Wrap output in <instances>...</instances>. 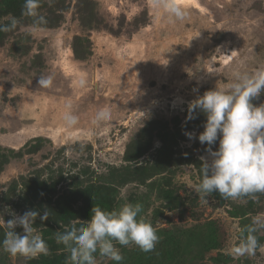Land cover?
<instances>
[{
	"label": "rangeland",
	"instance_id": "374dc122",
	"mask_svg": "<svg viewBox=\"0 0 264 264\" xmlns=\"http://www.w3.org/2000/svg\"><path fill=\"white\" fill-rule=\"evenodd\" d=\"M182 3L188 18L175 24L150 0H42L40 26L0 10V21H19L0 36V219L45 207L52 214L33 225L47 255L13 257L0 247V264H66L57 232L85 226L95 205L137 202L159 236L155 249L117 243L124 259L97 252V264H264V248L228 254L251 217L264 215V194L201 200L207 117L197 109L187 119L197 96L264 64V0ZM41 74L53 76L52 87H38ZM81 75L87 87L74 88ZM69 102L80 118L71 128L62 119ZM252 103L264 104V92ZM103 106L112 118L95 127ZM255 235L264 245V229Z\"/></svg>",
	"mask_w": 264,
	"mask_h": 264
},
{
	"label": "clouds",
	"instance_id": "9594fccd",
	"mask_svg": "<svg viewBox=\"0 0 264 264\" xmlns=\"http://www.w3.org/2000/svg\"><path fill=\"white\" fill-rule=\"evenodd\" d=\"M41 3L42 0H24L21 15L32 18L34 26L47 23L46 17L39 12ZM150 7L172 24L188 18L182 0H150ZM18 23L14 17L8 23L0 21V32L13 31ZM217 49L220 50L219 47ZM37 84L41 88H50L53 76L41 74ZM87 85L85 75L73 81L74 88L85 89ZM261 92H264V64L252 71H233L229 83H218L189 103L187 119L195 118L197 109L207 117L204 131L198 137L201 144L208 145V157H200L202 178L195 187L201 200H207L216 191L223 199L232 200L248 197L256 201L257 194H264V104L256 106L252 103ZM71 107L69 102L68 110L62 115L69 128L77 126L80 120ZM111 118V108L103 106L95 112L91 124L99 127ZM185 135L189 139L196 138L192 132ZM218 139L219 147L213 150L212 145ZM142 209L139 202L124 203L112 210L95 205L85 226L73 224L57 232L56 242L63 244L69 252L66 264H97V252L102 257L120 262L124 257L116 247L117 243L121 246L135 244L143 252L153 251L159 236L152 223L141 214ZM51 215L45 207L42 215L38 210H29L22 216L13 214V218L7 221L0 219V228L5 229L0 247L13 257L47 255V242L33 225L37 217L46 221ZM17 226H22V234L15 230ZM261 229H264V215L251 217V222L240 230L238 241L229 247L228 254L234 257L254 256L258 248H264L255 235Z\"/></svg>",
	"mask_w": 264,
	"mask_h": 264
},
{
	"label": "trees",
	"instance_id": "16d2710c",
	"mask_svg": "<svg viewBox=\"0 0 264 264\" xmlns=\"http://www.w3.org/2000/svg\"><path fill=\"white\" fill-rule=\"evenodd\" d=\"M3 1V14H7L12 12L14 15H17L18 17L21 16V11L23 8L24 0H2ZM2 35V32H0V36ZM104 198V194L102 195ZM170 196H167L169 198Z\"/></svg>",
	"mask_w": 264,
	"mask_h": 264
}]
</instances>
